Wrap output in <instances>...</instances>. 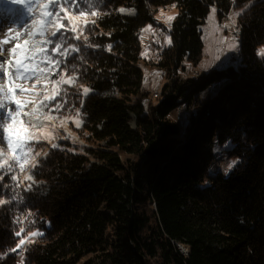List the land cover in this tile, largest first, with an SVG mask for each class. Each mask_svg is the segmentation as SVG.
<instances>
[{
  "label": "trees",
  "instance_id": "16d2710c",
  "mask_svg": "<svg viewBox=\"0 0 264 264\" xmlns=\"http://www.w3.org/2000/svg\"><path fill=\"white\" fill-rule=\"evenodd\" d=\"M91 4L100 18L79 40L67 32L60 64L76 76L64 95L80 110L85 144L50 149L34 183L0 171V199L11 201L0 206V264H20L11 250L30 232L42 235L24 264H264V0ZM173 4L172 45L156 65L167 82L154 97L144 86L141 32ZM214 7L221 20L244 9L240 63L181 79L185 63L203 60L202 28ZM210 89L216 94L203 102ZM219 149L239 160L228 177L212 172Z\"/></svg>",
  "mask_w": 264,
  "mask_h": 264
},
{
  "label": "snow or ice",
  "instance_id": "6c2138e0",
  "mask_svg": "<svg viewBox=\"0 0 264 264\" xmlns=\"http://www.w3.org/2000/svg\"><path fill=\"white\" fill-rule=\"evenodd\" d=\"M8 3L13 5H21L27 14L32 17L30 25H24L23 31L16 29H9L8 35L5 38H0V144L5 143L8 151L5 152L0 149V171L6 173H13L18 167L21 173L25 172L26 165H31V168H35L38 164L36 158L41 155L40 152H35L33 155V148L30 146L29 141H38L41 137H37L34 133L24 129V133L21 135H13L15 126L20 116H35L43 113V108L48 107V103L55 101L58 96H61V89L59 85H74L76 83L75 75H70L65 78L64 74L56 72L59 76L58 80H52L53 90L51 95H45L42 101L36 99L37 92L35 91L37 85L42 81H47L49 76L54 71V68L44 67L39 68V63L47 62L49 65H55L59 67L63 60H54L53 55L47 51V46L52 45L51 53H58L60 56L68 54V48L64 47L63 42H58L50 39L49 37H57L58 33H61L62 29H67L74 34V38L79 40L84 33L85 28L91 24H96L95 18H100L101 13L96 9L95 5L91 4V0H84V3L88 5L86 8L80 7V0H7ZM176 7L175 4L172 5ZM247 7V6H245ZM120 13H132L134 10L119 8ZM244 9L240 12H236L230 17V24H225L223 27L228 28L231 25H235V17L239 16ZM63 13V15H61ZM216 9L212 8L209 20H214ZM164 18V23L168 25L169 30L172 26V21L176 18L175 15H166L161 10V15L156 19L159 21ZM67 20V25L62 21ZM151 25L145 28L143 31H150ZM217 31L219 28L216 29ZM14 33V34H13ZM85 41L88 40L87 35H83ZM227 39V37H225ZM168 44H171V37H165ZM14 43V46L6 47L10 43ZM158 42V41H157ZM236 41L233 38V42L230 47L235 48ZM71 51H79V49L71 45L69 46ZM111 46H109V50ZM260 54L264 55V47L260 49ZM39 57V61H37ZM158 75V74H157ZM6 78V79H5ZM35 78V82L30 86L26 83L19 81H30ZM91 89L83 87V95H87ZM33 104L31 112H25L24 109L28 104ZM66 103V101H65ZM15 105V109L10 110L12 105ZM64 107L63 103H56L55 110L59 111ZM80 116V110L76 109L75 120L76 127L81 126L82 121L78 119ZM46 119L53 120L55 117L46 115ZM6 120H10L11 123L5 124ZM23 121H20L21 126ZM64 121H61L63 124ZM31 128H35L36 125L30 124ZM50 135V134H49ZM43 139H48V136H44ZM53 148H56V144H52ZM47 155V153H45ZM237 161H232L228 165V169H231ZM30 171V169H29ZM3 175H0V180H3ZM13 181L18 180V175L13 174L11 176ZM24 180L33 181L32 175H25ZM22 183V181H20ZM19 187V183L17 184ZM31 184L28 185L26 190H30ZM10 200L0 199V206L10 203ZM31 215V214H30ZM25 232L23 227L15 233L17 237H21V234ZM42 235L38 232H30L27 237H23L19 240L16 248L11 251L15 252L16 249L22 248L25 245V241L28 237H36ZM32 240H28V243H32ZM23 258V252H21ZM23 264V259H22Z\"/></svg>",
  "mask_w": 264,
  "mask_h": 264
},
{
  "label": "rangeland",
  "instance_id": "374dc122",
  "mask_svg": "<svg viewBox=\"0 0 264 264\" xmlns=\"http://www.w3.org/2000/svg\"><path fill=\"white\" fill-rule=\"evenodd\" d=\"M215 9L216 14L214 20H209V16L211 15L210 12L208 19L206 20V23L202 28V40L204 44L203 60L196 67L192 64L185 63V69L181 68L180 70L179 75L181 79L198 78L201 74L209 73L213 70H224L231 66L237 67L240 63L241 40L239 35H241V32L239 26H237V22L238 18L243 12L239 16L235 17V25H231L230 27L225 28L223 27L225 24H230V17H232L234 13L240 12L241 9H234L231 14L229 16H226L223 20L220 19L219 11L217 10V8ZM163 11L166 15H177L176 8H170L168 10ZM118 13L120 12L118 11ZM120 14L125 16H134L133 14H135V11L130 14L127 12ZM61 15H63V13H61ZM160 15L161 11L158 12L156 17ZM31 22L32 17L27 14L25 9L21 5H13L8 3L7 0H0V38H5L8 35L9 29L23 31L24 25H30ZM62 23L67 25V20L62 21ZM217 28H219L218 31L216 30ZM143 30L141 32L142 58L144 61H146V63L142 65V69L144 72V86L149 92H151L152 95H154L157 92L161 91L162 87L167 82V80L164 78V73L162 72L161 68L156 65L160 64L162 60V53L172 45V42L171 44H168L165 40V37H171V34L168 25L164 23V18H161L158 21L157 26L151 25L150 31L146 32ZM67 32L69 33L70 31H68L67 29H62V37L61 33H58L57 37L49 38L54 41L63 42L66 45L70 37ZM225 37H227V39H225ZM233 38H235L237 45L235 48L230 47V44L233 42ZM14 43L15 42L10 43L6 47L10 48L14 46ZM51 48L52 45H48L47 51H49L50 54L53 55L54 60H62L64 56H60L58 53H51ZM260 57L264 58V55L260 54ZM37 61H39V57H37ZM44 67L54 68V71L49 76V79L47 81H42L40 84L37 85L35 91L37 92L36 99L38 101H42L43 97L46 94L51 95L53 90V85L51 81L59 79V76L56 75V72L64 74L65 78H67V76H70L69 74L61 71L60 65L59 67H55V65H49L47 62L39 63V68ZM19 82L26 83L27 86H30L32 83L35 82V78L30 81ZM74 85H59L58 87L61 89L62 93L61 96H58L55 101L46 102L48 103V107L43 108L42 114H38L35 116H24L22 114L19 120L17 121L13 135H21L24 133V129H27L29 132L34 133L37 137H41V139H39L38 141H29L30 146H32L33 148L32 154L34 155L35 152L41 153V155L36 158V160L38 161L37 166L39 165L40 160L45 158L48 155L49 150L53 148L52 144H56V148H59L61 144L65 143H70L79 146H83L85 144L76 132L78 129L82 128L83 122L81 123V126L79 128L76 127L75 120L72 119L76 117V107L72 105V103H69L68 99H66V96L64 95L65 88ZM215 94L216 92L210 89L206 93L202 94L201 100L203 102H206L207 99H209ZM56 103H63L64 107L59 111H56ZM33 106L34 105L31 103L28 104L25 107L24 111L31 112ZM14 109L15 105L13 104L10 110L14 111ZM46 115L53 116L55 117V119H46ZM187 117L188 116L182 108L177 110L174 118L176 120H180L179 124L182 130L185 129ZM78 119L81 120L80 116L78 117ZM20 121L24 122L22 126L20 124ZM61 121H64V123L61 124ZM8 123H11V121L6 120L5 124ZM30 124H34L36 125V127L31 128ZM44 136H48V139H43ZM0 149H3L5 152L8 151L6 141L5 143L0 144ZM45 153H47V155H45ZM234 160L237 161V163L231 169H228L229 163ZM238 163V159H228L224 157L221 152V149H219L216 155V160L214 161L212 167V172L214 174L222 173L224 176L228 177L233 172L234 168ZM37 166L35 168H31L30 164L26 165V170L23 173H21L19 171V168L17 167L15 171L10 174L18 175V180H21L24 183H34ZM29 174L33 176V181L24 180V176ZM36 237H28V240H32V243H34ZM28 240L25 241V245L22 246V248H19L20 252H18L17 255L19 257L20 264H22V259L24 264L25 250L28 245L32 244L28 243ZM182 246L183 245H179L178 248L183 254L185 253V255L187 256V253H189V249L186 247L188 251L186 252L182 248ZM21 252H23V258L21 256Z\"/></svg>",
  "mask_w": 264,
  "mask_h": 264
},
{
  "label": "bare ground",
  "instance_id": "6f19581e",
  "mask_svg": "<svg viewBox=\"0 0 264 264\" xmlns=\"http://www.w3.org/2000/svg\"><path fill=\"white\" fill-rule=\"evenodd\" d=\"M133 15H135V14H133ZM157 96H158V93H156L154 97H157ZM179 109H181V108H179ZM182 248H183L186 252H188L187 249H186V247L182 246ZM184 254H185V253H184ZM187 254H188V253H187Z\"/></svg>",
  "mask_w": 264,
  "mask_h": 264
},
{
  "label": "water",
  "instance_id": "95a60500",
  "mask_svg": "<svg viewBox=\"0 0 264 264\" xmlns=\"http://www.w3.org/2000/svg\"><path fill=\"white\" fill-rule=\"evenodd\" d=\"M190 253V252H189ZM189 253L187 255H189Z\"/></svg>",
  "mask_w": 264,
  "mask_h": 264
}]
</instances>
